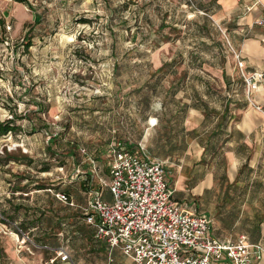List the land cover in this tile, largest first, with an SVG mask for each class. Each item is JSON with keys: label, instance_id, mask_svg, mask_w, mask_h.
Masks as SVG:
<instances>
[{"label": "rangeland", "instance_id": "obj_1", "mask_svg": "<svg viewBox=\"0 0 264 264\" xmlns=\"http://www.w3.org/2000/svg\"><path fill=\"white\" fill-rule=\"evenodd\" d=\"M205 1H13L5 11L10 31L1 29L8 45L0 44V122L11 119L21 133L1 138L0 150L23 143L28 153L10 151L33 164L6 165L0 154V185L15 177L28 181L26 190L33 189L30 184L54 183L71 189L75 170L88 168L82 157H68L72 146L96 151V169L107 175V144L139 143L151 158L166 162L175 198L209 215L215 234L234 239L244 232L255 209L264 206V104L258 110L260 104L246 100L233 52L243 43L236 22L218 20L215 3L200 9L197 3ZM226 100L223 128L233 133L244 120L251 125L247 146L240 149L237 134L225 145L228 137L217 127ZM189 106L206 113L196 116L193 131L184 124ZM150 117L167 129H149ZM213 126L217 135L210 134ZM164 133L172 137L167 150L157 144L160 136L159 143L166 140ZM50 137L54 157L46 150ZM232 151L235 164L246 158L237 171L228 158ZM45 167L50 169L43 172ZM210 175L212 183L205 188ZM5 193L1 205H6ZM46 195L39 194L31 207L41 217L48 216L41 203ZM55 209L64 218L73 261L106 264L108 250L93 238L77 209ZM27 211L17 212L27 217ZM111 264L134 263L115 251Z\"/></svg>", "mask_w": 264, "mask_h": 264}, {"label": "built area", "instance_id": "obj_2", "mask_svg": "<svg viewBox=\"0 0 264 264\" xmlns=\"http://www.w3.org/2000/svg\"><path fill=\"white\" fill-rule=\"evenodd\" d=\"M251 1L248 10L253 7L262 10L263 14L255 24L264 27V0ZM12 2L0 0V44L8 45L5 34V39L1 37V29L5 33L10 31L5 11ZM233 52L246 100L256 106L252 94L259 86L264 87V71H248L240 52ZM256 108L261 110V106ZM157 125L156 117L148 119L149 129ZM10 134L8 132L0 139ZM45 135L48 136V133L45 132ZM13 145L16 147L12 149L20 148L24 154L28 153L25 144ZM138 146V150L131 151L120 140L107 144V175L105 179H100V185L106 189L110 199H104L101 191L91 188V177L89 180L84 178L88 188L85 205L80 207L81 213L85 222L93 227L94 239L108 250L106 264L113 263L115 251L134 264H261L264 261V247L249 242L245 235L240 234L233 239L213 234L209 215L198 213L188 204L175 199L174 190L166 179V162L151 158L141 144L138 143ZM4 147L7 149L2 147L0 154L11 152L8 145ZM78 151L82 163L91 165L95 173L99 168L97 166L96 169L95 156L82 146L78 147ZM59 169L62 170V167ZM78 175H82L80 168L75 170V176ZM46 190L53 193L61 204L75 208V203L66 192H54L51 187ZM3 194L0 192V195ZM1 235L13 237L19 250L24 249L30 254L33 251L46 253L42 264H76L67 250L66 240L56 246L36 242L20 222L5 216L0 208Z\"/></svg>", "mask_w": 264, "mask_h": 264}, {"label": "crops", "instance_id": "obj_3", "mask_svg": "<svg viewBox=\"0 0 264 264\" xmlns=\"http://www.w3.org/2000/svg\"><path fill=\"white\" fill-rule=\"evenodd\" d=\"M211 1L212 0L205 1L206 2L205 4ZM213 3H215L216 6L218 7L217 10L218 20H223L225 18H228L227 20H231V18H233L232 20L236 22L235 25L237 28L235 33L240 34L243 37V43L241 45V50L239 52L241 58L244 60L246 69L248 71H264V27L255 24V21L258 18H260L263 14L262 10L259 7H253L252 9L248 10V8L251 7L252 5L251 0H215V2ZM252 100L254 101V103L260 104V106L264 104L263 86H259L257 91H255L252 94ZM188 112L189 115L187 116V119L185 120L184 124L185 126H187V128H189L190 131H193L197 127V125L194 123L196 116H200L199 114L201 112L205 113V109H202L200 111L199 108L195 106H191V107L189 106ZM221 114L222 113H220V115ZM201 115H202V119H204L203 114ZM220 122H222L221 118L217 123V127L219 128V130H221V128H223L224 126V123L221 125ZM170 125H172L171 122L169 123V126ZM157 126H158L157 132H160L161 128L164 130L167 129L166 125L163 124L158 123ZM217 131L218 129L215 130L213 126L210 134L217 135ZM247 131L251 132V125L247 120H244L241 126H239V128L235 127V129H233V133L230 132V130L223 128L221 132L224 134L225 138L228 137V139L225 141V145H230L229 141L232 138H235V135L237 134L238 144H239L238 149L247 146L246 145L247 143L245 141L246 137L247 138L249 137L247 136L246 133ZM166 136L167 135L165 134V137ZM160 138L161 136L158 138L157 144L162 149L167 150V145L169 146V148L173 147L171 135L167 136L166 140L162 139V143H159ZM168 154H170L169 150L166 153L158 154V155L164 157ZM228 158H230L231 161L234 162L232 163L233 170L236 169L237 171L238 169L241 168V166H245L246 164V158L242 159L240 166L238 164H235L236 161L238 160L233 151L228 156ZM85 165H87L88 171L83 169L81 170L82 175L76 176V181H75L76 183L74 187H71V189L65 187L64 189H62L63 185H60L59 183L48 184V187L53 188L54 192L56 191L66 192L75 203V209H77V212L81 216L82 213L80 207L85 205L86 191L88 188L86 186V182L84 181V178L91 177L92 178L91 188L96 191H101L104 199H110V195L108 194L106 189L100 185V179H105L106 175L101 173L99 168L95 173H93L92 166L87 163H85ZM166 172H167V167H166ZM167 174H166L167 183L170 186V188L174 190V188L170 185L168 181ZM212 180H213V175L208 176L205 179L203 186L205 188H209L212 183ZM14 181H15V177H12L11 186L9 187L7 186L8 184H5L6 187L1 184V190H4L2 191L3 193L6 192L5 198L6 200L8 199L10 200V204L12 206L14 207L17 206L27 209L28 216L26 217L24 215H20L19 212H17V214L14 215L13 211H12V216H15L16 220L21 223L22 228L25 231L29 232V235L36 242L52 245V246H56L59 245L60 243H63L65 227H66L65 221L63 216L62 215L60 216V213L59 212L57 213L55 209V207H60L63 204L58 202L55 199L53 193L46 190L47 188L43 190H32V189L26 190L28 188L27 187L24 188V184L26 185L28 183L27 180L23 182L18 180L16 183V186L18 188H24L26 191L22 190V191L11 192ZM33 185L34 184H30L29 186L33 187ZM41 193H47V195L44 196V199L41 200V203L43 204L42 211H44V208H46L48 210L47 211L48 216L42 215L41 217L39 213L37 214L36 211L32 210L31 208L35 206L34 203L37 202L36 197H38L39 194ZM174 197H175V190H174ZM1 199H3V197H1ZM176 200L188 204L187 202L182 201L180 199H176ZM1 207L5 209L6 205L3 204L1 205ZM23 211L24 213L26 212V210ZM253 216L254 217L253 219H251L252 221L250 222V226H246L244 232H241L240 234L245 235L249 242L258 243L264 247V206L263 208L261 207L259 209H255ZM80 220L87 225L86 228L90 229L94 238L93 227L85 222L83 216ZM236 221L237 220H235L234 223H236ZM212 231L213 234H215L213 229ZM215 235L224 237L223 235H218V234ZM46 256H47L46 253L39 251H33V253L30 254L24 249L19 250L17 249L16 241L14 240L13 237L7 235L0 236V264H5V263L6 264H42L43 257ZM76 264H82V263L78 262ZM261 264H264V261H262Z\"/></svg>", "mask_w": 264, "mask_h": 264}, {"label": "trees", "instance_id": "obj_4", "mask_svg": "<svg viewBox=\"0 0 264 264\" xmlns=\"http://www.w3.org/2000/svg\"><path fill=\"white\" fill-rule=\"evenodd\" d=\"M13 1H15L17 3H25V4H27L26 3V0H13ZM213 2H215V0H212L211 2H209L207 4L200 2V3H197V5H198V7L200 9H206L209 6V4H212ZM160 27H164V23H162L160 25ZM24 46H25V48H28V46H29L28 45V42L25 43ZM163 66L164 65H162L158 70H161L163 68ZM242 85H243V83H242ZM184 106H186V105H184ZM228 106H229V103H228V101H226L225 102V105H224V111L220 115V118H221V121H222V122H220L221 125L224 123V121H225V119L227 117V114L229 112V107ZM156 118L158 119V117H156ZM158 123H159V121H158ZM169 123H170V121H169ZM169 123H167V124L169 125ZM16 131H18V133H21V130L19 129V127L14 126V123H13V121L11 119L10 120H7V121H4V122H0V137L3 136V135H5V134H7L8 132L15 133ZM54 141H55L54 137H50L49 143H48L47 148H46L47 152L52 157L56 156V154L51 149L52 148L51 147V144ZM124 144L127 147V149H129L131 151L132 150L134 151V148H139L138 145L137 146L136 145H132L131 143H128L127 141H125ZM95 152L96 151H92L91 152L93 156H95ZM4 154H5L4 155L5 160L7 162L6 165L9 164V163H12V162H17V163H21V164H29V166L31 164H33V161L30 160V159H28L27 156L20 155V156L23 157V159H22V158L17 157L13 152H9V153L5 152ZM77 156L81 157V155L79 154L78 148L75 147V146H72L69 149V151H68V157L71 158V159H73V160H75L77 158ZM49 169H50L49 167H45L43 169V172L48 171ZM89 179H90V177L87 178V180H89ZM17 181H18L17 179L14 181L13 188L11 189V192H16V191H22V190H24V188H18L16 186ZM10 182L11 181H9V183ZM46 188H48V187H45L44 188V187H40L39 185H35L34 184L32 190H43V189H46ZM0 208L2 209V212H3V214L5 216L9 217L10 219H15V220H16L15 216H12V214H10V212L13 211L14 213H16L17 211L24 209L22 207H17V206L14 207V206H12L10 204V200L9 199L6 201V208L3 209L1 207V204H0Z\"/></svg>", "mask_w": 264, "mask_h": 264}]
</instances>
